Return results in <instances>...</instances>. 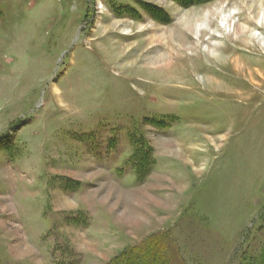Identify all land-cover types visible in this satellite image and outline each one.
I'll return each instance as SVG.
<instances>
[{"label": "rangeland", "instance_id": "obj_1", "mask_svg": "<svg viewBox=\"0 0 264 264\" xmlns=\"http://www.w3.org/2000/svg\"><path fill=\"white\" fill-rule=\"evenodd\" d=\"M263 14L264 0H0V264H106L162 233L183 264L259 263ZM184 16L211 18L204 41L261 71L252 84L233 79L246 99L198 96L203 70L163 83L143 77L152 69L132 79L104 66L99 50L123 42L100 43L96 21L126 20L118 39L136 33L141 47L147 24ZM237 24L252 30L246 46L232 35ZM192 35L189 65L227 55L209 57ZM70 185L90 198L60 217Z\"/></svg>", "mask_w": 264, "mask_h": 264}, {"label": "bare ground", "instance_id": "obj_2", "mask_svg": "<svg viewBox=\"0 0 264 264\" xmlns=\"http://www.w3.org/2000/svg\"><path fill=\"white\" fill-rule=\"evenodd\" d=\"M222 13H224V11H222L221 8L218 15L222 16ZM225 16L226 15H224V17ZM224 17L222 18V22L226 21L225 26L229 27L231 19L233 18L231 17L228 19L229 16H227V18ZM124 22H126V20H115L111 18L107 24H101L99 21H96V27L98 26V28L101 29L100 32L104 34L102 35L103 37H99V39H102L100 43L103 44L105 40L108 42L107 39L110 37V35L114 40H117V44H120V41L123 42L118 48H116L114 45L110 47L109 44L108 46L103 47L104 50H99V52L105 67H115L114 65H117L118 70L116 71L125 73L130 72L128 77L139 76L141 71L152 69L156 72L152 77L149 75L143 77L161 81L163 83H182L186 78L189 77L191 71L203 70L202 85H196L197 89L202 88V92H195L198 94V96H207L209 98L223 97L225 99L234 100V98L238 96L245 97L241 99H246V96L243 93L236 92L237 90L233 91V79L236 80L237 77L242 75L241 77H245L249 83L252 84L254 83V76H258V74L261 73V71H259L257 68L250 69L249 63H245L239 58L237 53L238 51L234 52L228 48H225V51H223L221 50V47L211 44L208 42V40L207 42L204 41L205 38L203 39L202 37L210 33V23L212 22L211 18H206L203 24L200 21V23H196V20L184 16L172 27L164 29L155 28L153 25L147 24L146 29L144 28L147 31V37L144 39L143 45L141 47H139V44L137 45L136 41L134 40L137 39V37L135 36L132 38V36H134L136 33H131V35L124 36L126 41H123L125 39H118V32L115 31V29L120 24H125ZM256 22L258 24L264 25L263 18L261 20L257 19ZM131 25L132 24H130V26ZM232 29V35L237 38V40H239L240 45L246 46L244 38L247 37L246 39L249 40L252 36V30H248L246 26H241L240 24L234 25V28ZM146 31H144V33ZM214 31H216V29L213 30V32ZM192 34L198 36L197 40L200 41L202 45H204L203 48L206 49L209 57L210 54L217 48H219L222 52H226L227 55H222L221 57H210L211 64L209 66L201 65V67L197 63H195V66H193V64L189 65L188 61L185 60L186 57L184 58V56H182V52L187 49H193L194 51V48H192V45H190L192 44V40L190 41V39L193 37ZM197 34H200V36ZM250 47L251 46H249V48ZM197 58L195 57V59ZM138 63L139 65H137ZM136 66H139V68L133 69ZM131 78L133 79V77ZM192 86L194 87L195 85L192 84ZM187 89L193 90L192 87H188ZM167 98L171 99L177 97L169 95L166 96V99ZM251 99L252 98H248L247 101L252 102Z\"/></svg>", "mask_w": 264, "mask_h": 264}, {"label": "trees", "instance_id": "obj_3", "mask_svg": "<svg viewBox=\"0 0 264 264\" xmlns=\"http://www.w3.org/2000/svg\"><path fill=\"white\" fill-rule=\"evenodd\" d=\"M177 255L169 236L162 233L127 247L106 264H183ZM257 264H264V255Z\"/></svg>", "mask_w": 264, "mask_h": 264}, {"label": "crops", "instance_id": "obj_4", "mask_svg": "<svg viewBox=\"0 0 264 264\" xmlns=\"http://www.w3.org/2000/svg\"><path fill=\"white\" fill-rule=\"evenodd\" d=\"M65 190L66 191L71 190V192L68 191V192H70V197H68L69 198L68 200L64 199V198L58 199L59 197H57V199H58L57 201L59 203V206L62 209L61 211H59L60 212V217H63V215H64L63 212H69V210H72L70 212L76 211L78 209L77 205H78V202L80 200L81 201L84 200V202L86 203L87 200H88V197L90 198V195H88V194L86 196L82 197L81 194H80L79 188L78 189L76 188V189L73 190L72 185H70V188H68V189L66 187H65V189L64 188L60 189L61 192H65ZM91 202H93V200ZM75 206L77 207V209H75L76 208ZM95 213H96V210L92 209L90 214H89L90 218L93 219L92 221L95 220ZM98 214H100V213L98 212Z\"/></svg>", "mask_w": 264, "mask_h": 264}]
</instances>
